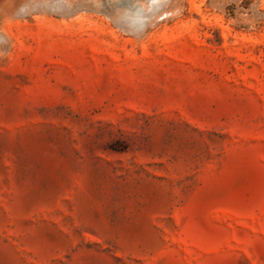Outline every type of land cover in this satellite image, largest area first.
Here are the masks:
<instances>
[{
  "label": "rangeland",
  "instance_id": "1",
  "mask_svg": "<svg viewBox=\"0 0 264 264\" xmlns=\"http://www.w3.org/2000/svg\"><path fill=\"white\" fill-rule=\"evenodd\" d=\"M0 264H264V0H0Z\"/></svg>",
  "mask_w": 264,
  "mask_h": 264
}]
</instances>
